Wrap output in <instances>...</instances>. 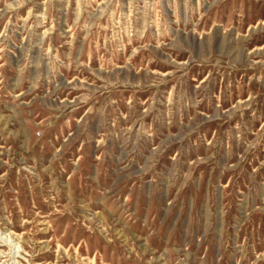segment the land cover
<instances>
[{
  "label": "rangeland",
  "instance_id": "obj_1",
  "mask_svg": "<svg viewBox=\"0 0 264 264\" xmlns=\"http://www.w3.org/2000/svg\"><path fill=\"white\" fill-rule=\"evenodd\" d=\"M0 264H264V0H0Z\"/></svg>",
  "mask_w": 264,
  "mask_h": 264
}]
</instances>
